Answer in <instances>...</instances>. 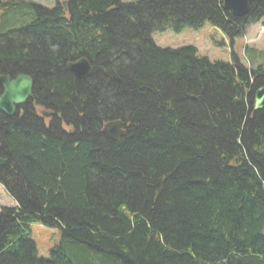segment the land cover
<instances>
[{"label": "trees", "instance_id": "1", "mask_svg": "<svg viewBox=\"0 0 264 264\" xmlns=\"http://www.w3.org/2000/svg\"><path fill=\"white\" fill-rule=\"evenodd\" d=\"M262 20L264 0L244 17L222 0L3 1L0 75H29L54 116L0 112L17 203L0 210V264H264V67L152 38L210 23L233 41ZM81 58L86 80L67 68ZM33 223L61 231L49 259Z\"/></svg>", "mask_w": 264, "mask_h": 264}, {"label": "rangeland", "instance_id": "2", "mask_svg": "<svg viewBox=\"0 0 264 264\" xmlns=\"http://www.w3.org/2000/svg\"><path fill=\"white\" fill-rule=\"evenodd\" d=\"M24 1L48 8H55L57 5V0ZM66 1L58 0V4L61 5ZM138 1L121 0L122 3ZM152 38L155 44L161 48L177 49L193 46L201 57H207L212 62L232 63L233 55H235L250 70H255L260 66L264 67V20L250 25L245 34L233 41L210 23H206L200 29L186 27L180 32H175L172 29L163 32L157 31L152 34ZM16 206L17 203L0 185V210L4 207L14 208ZM29 238L36 244L38 256L41 259H49L51 251L60 243L61 231L41 223H33L29 227Z\"/></svg>", "mask_w": 264, "mask_h": 264}, {"label": "water", "instance_id": "3", "mask_svg": "<svg viewBox=\"0 0 264 264\" xmlns=\"http://www.w3.org/2000/svg\"><path fill=\"white\" fill-rule=\"evenodd\" d=\"M256 0H222L223 7L236 17L246 16L251 9L252 3ZM68 70L79 80L88 79L93 73V67L86 58L68 63ZM0 85L4 86V95L0 98V110L6 115L12 117L16 105H23L31 98L33 81L27 76H19L15 81L11 82L9 78L0 77ZM255 109H264V88H261L255 98ZM124 125L116 124L109 126L111 135L118 134V129ZM119 133H122L120 131ZM6 160L0 158V168L6 165Z\"/></svg>", "mask_w": 264, "mask_h": 264}, {"label": "flooded vegetation", "instance_id": "4", "mask_svg": "<svg viewBox=\"0 0 264 264\" xmlns=\"http://www.w3.org/2000/svg\"><path fill=\"white\" fill-rule=\"evenodd\" d=\"M1 4H2V2H0V5ZM58 5H60V4H58V0H57L56 6H58ZM61 5L66 6V3L62 2ZM19 76H27V77L31 78L29 75L18 74V73L17 74L0 75V77L9 78L11 82L15 81ZM32 81H33V79H32ZM3 95H4V86L0 85V98ZM0 112L3 114V116L5 115V116L9 117L8 115H6L4 113V111L0 110ZM26 114H29L30 116H32L34 118V120L41 122L44 127L47 126L48 124H50V121L52 120V118L54 116L53 112H49V110L45 109L44 107H41L40 100L35 96V83H34V81H33L31 98L27 101V103H25L23 105H16L13 116L9 117L8 119H12V118L17 117L19 120H22Z\"/></svg>", "mask_w": 264, "mask_h": 264}, {"label": "bare ground", "instance_id": "5", "mask_svg": "<svg viewBox=\"0 0 264 264\" xmlns=\"http://www.w3.org/2000/svg\"><path fill=\"white\" fill-rule=\"evenodd\" d=\"M66 3V6H64V8L65 9H67V1L65 2ZM254 108H255V106H254ZM256 110V109H255ZM256 111H258V110H256ZM5 113V112H4ZM6 114V113H5ZM7 162V161H6ZM7 164V163H6ZM4 167V166H3ZM2 168V167H1Z\"/></svg>", "mask_w": 264, "mask_h": 264}]
</instances>
